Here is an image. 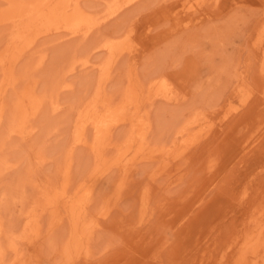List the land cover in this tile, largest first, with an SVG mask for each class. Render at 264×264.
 Here are the masks:
<instances>
[{"label": "rangeland", "instance_id": "rangeland-1", "mask_svg": "<svg viewBox=\"0 0 264 264\" xmlns=\"http://www.w3.org/2000/svg\"><path fill=\"white\" fill-rule=\"evenodd\" d=\"M124 1L40 25L10 82L0 22V264H264V0Z\"/></svg>", "mask_w": 264, "mask_h": 264}, {"label": "bare ground", "instance_id": "bare-ground-1", "mask_svg": "<svg viewBox=\"0 0 264 264\" xmlns=\"http://www.w3.org/2000/svg\"><path fill=\"white\" fill-rule=\"evenodd\" d=\"M132 0H126L124 1L123 5L129 4ZM82 0H36V1H27V0H2V4L0 5V22L2 21H9L12 25V33L11 34V43H10V47L11 49L15 50V54L12 57H9L8 60H10L9 63H7L6 65V79L5 80H9V82L12 80L13 78V73H12V63L15 62L17 60V58L22 54L23 51L25 49H27L29 46L33 45V42H35V39L37 38V34H33L36 32V30L38 29V27L40 25H45V28L47 30L50 29H63L66 30V34L68 33V35H73V34H77L80 32H83L84 35L85 33L89 32V30L91 29V24H90V20L88 19L87 15L85 14L84 10L81 8L80 4H81ZM121 6V7H122ZM183 6H186V4L184 3ZM113 8V7H112ZM185 8V7H184ZM119 10V9H118ZM117 10H114L111 13L116 12ZM88 12V11H87ZM90 15V14H89ZM38 33V32H37ZM114 45V44H113ZM113 45H110V43H104V47L107 46V48L109 49V51H111L110 48H112ZM9 46V45H8ZM114 47V46H113ZM11 51V50H7ZM26 51V50H25ZM112 53V52H111ZM5 55V54H4ZM7 55V54H6ZM9 56V55H8ZM7 56V57H8ZM6 57V56H5ZM4 58V57H3ZM16 59V60H15ZM21 59V58H20ZM5 60V59H4ZM6 60V61H8ZM1 63V62H0ZM6 63V62H5ZM5 63L4 66L5 67ZM14 65V63H13ZM86 65V64H85ZM81 66V65H80ZM15 74V73H14ZM11 79V80H10ZM3 83V82H2ZM6 83V82H5ZM11 84V83H10ZM9 84V85H10ZM1 85V84H0ZM5 86V84H3ZM13 85V84H12ZM2 86V85H1ZM2 87L1 89H5V87ZM11 87V86H9ZM33 87V86H32ZM30 88V87H29ZM3 89V90H4ZM30 89H27L25 92L21 93L20 96H18L17 102H16V116H17V123H15L16 125H14L13 131H17L18 134L21 133L23 130V126L20 125H24V123H26L27 118H29L30 114L33 113L34 111L37 110V108L39 107V101L34 98V94ZM2 91V90H1ZM34 91V90H33ZM4 92V91H2ZM1 92H0V118L2 116V112H3V107H2V99L3 97L1 96ZM5 94V93H4ZM2 94V95H4ZM171 94V93H170ZM175 96V95H174ZM38 101V102H37ZM33 103V106L30 107L32 108V112H29V110L27 109L26 106H28V104L26 103ZM35 102V103H34ZM27 104V105H26ZM29 104V106H31ZM31 111V110H30ZM90 112V111H89ZM4 113V112H3ZM93 118V117H92ZM102 118V117H101ZM103 123H104V119ZM101 120V121H102ZM93 121V120H92ZM100 121V120H99ZM16 122V121H15ZM99 123V122H98ZM96 123V124H98ZM108 123V122H107ZM110 123V122H109ZM108 123V124H109ZM128 123V122H127ZM137 124V123H136ZM107 125V124H105ZM104 125V126H105ZM108 126V125H107ZM136 126V125H135ZM139 125H137L138 127ZM102 127V126H101ZM96 128V127H94ZM109 128V127H108ZM99 129V128H98ZM136 129V128H135ZM102 130V129H101ZM21 131V132H20ZM81 131V130H79ZM77 131V132H79ZM139 131V130H138ZM24 132V131H23ZM22 132V133H23ZM27 133L29 131H26ZM25 132V133H26ZM98 132L97 129L95 131V133ZM137 132V131H136ZM24 133V134H25ZM103 133L99 131V134ZM97 134V133H96ZM98 134V135H99ZM107 134V133H106ZM109 134V133H108ZM20 135V134H19ZM96 135V137L98 136ZM103 135V134H102ZM28 137V136H27ZM102 138V136H100ZM104 137V135H103ZM82 137H78V140H81ZM98 139V138H97ZM134 140V139H133ZM133 142V141H132ZM97 142H95L96 144ZM144 143V142H143ZM136 144V143H135ZM138 144V143H137ZM99 145V144H98ZM95 146V145H94ZM97 147V146H95ZM132 148V147H131ZM180 148V147H179ZM178 148V149H179ZM94 149V148H92ZM130 150V148H128ZM127 150V149H126ZM177 150V149H176ZM184 150V149H183ZM133 151V149H132ZM94 152V151H93ZM127 152V151H126ZM175 152V151H174ZM177 152V151H176ZM129 153V151H128ZM145 154V152H144ZM170 154V153H169ZM126 155V154H125ZM129 155V154H128ZM127 155V156H128ZM141 155V154H140ZM173 154H170V156ZM169 156V155H168ZM126 158V157H125ZM129 161V158L127 157V159ZM132 162V161H131ZM134 163V161L132 162ZM132 165V164H131ZM131 165L129 164V166L131 167ZM130 169V168H129ZM126 170V169H125ZM124 170V171H125ZM126 173V172H125ZM125 175V174H124ZM123 175V176H124ZM83 189V188H82ZM81 189V190H82ZM118 189V188H117ZM79 190V191H81ZM78 192V191H77ZM80 193V192H79ZM79 196V195H78ZM83 197V196H82ZM77 198V197H76ZM81 198V197H80ZM55 198L50 199L49 201H47V203L49 202V204H52L54 202H57V200H54ZM81 200V199H80ZM82 201V200H81ZM59 202V201H58ZM61 203H64V201H62ZM64 205V204H62ZM54 206H58L57 204H54ZM67 208L65 211H68L69 213H74L73 211H79V209L83 206V204H81L79 202V200H73V201H66V205ZM52 207V206H49ZM55 210H58L57 208ZM109 210V209H108ZM73 215V214H71ZM80 215V214H79ZM102 217H104L102 215ZM74 218V217H73ZM81 220V219H80ZM84 220H82L81 226L83 224H85V221L83 223ZM79 226V225H78ZM79 228L80 227H76V231L75 234H73V238L77 240L78 245H80V240H81V236L79 234ZM38 232V231H36ZM31 234V233H30ZM39 235V233H38ZM38 237V236H37ZM34 239H37L35 236H33ZM32 239V237H31ZM83 239V238H82ZM32 241H34L32 239ZM74 243V242H73ZM34 244V243H33ZM31 245V244H30ZM74 245V244H73ZM32 247V246H31ZM70 247V246H69ZM23 251V250H22ZM70 252V251H69ZM79 252V251H78ZM34 253V252H33ZM38 253V252H37ZM72 253V250H71ZM74 253V252H73ZM32 255V254H31ZM76 255V254H75ZM40 256V255H39ZM72 256V254H71ZM25 257V255H24ZM29 257V256H28ZM69 257V256H68ZM74 257V254H73ZM71 258V257H70ZM68 258V259H70ZM23 259V258H21ZM74 259V258H73ZM26 260V259H24ZM72 261V259H70ZM69 260V261H70ZM27 261V260H26ZM29 261V260H28ZM28 261L26 263H28ZM23 262V260H22ZM25 262V261H24ZM68 262V260L66 261ZM19 263V262H18ZM71 263V262H70ZM66 264V263H65Z\"/></svg>", "mask_w": 264, "mask_h": 264}]
</instances>
